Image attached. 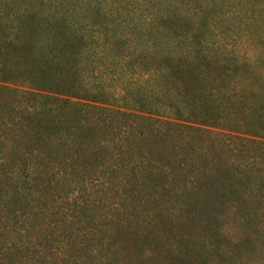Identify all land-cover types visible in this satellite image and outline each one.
Masks as SVG:
<instances>
[{
    "label": "trees",
    "instance_id": "16d2710c",
    "mask_svg": "<svg viewBox=\"0 0 264 264\" xmlns=\"http://www.w3.org/2000/svg\"><path fill=\"white\" fill-rule=\"evenodd\" d=\"M232 4L0 0L2 264H264V12Z\"/></svg>",
    "mask_w": 264,
    "mask_h": 264
},
{
    "label": "rangeland",
    "instance_id": "374dc122",
    "mask_svg": "<svg viewBox=\"0 0 264 264\" xmlns=\"http://www.w3.org/2000/svg\"><path fill=\"white\" fill-rule=\"evenodd\" d=\"M230 1L233 3L232 8L231 7L228 8L226 14L230 15L233 18H241L250 22L253 19H258L264 12V2H262V0H257L258 2L255 1L256 2L254 3L255 5L250 2L249 3L250 7L240 4V2L244 3L248 0H230ZM0 264L2 263L0 262Z\"/></svg>",
    "mask_w": 264,
    "mask_h": 264
}]
</instances>
